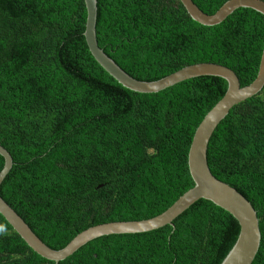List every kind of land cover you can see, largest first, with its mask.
<instances>
[{
    "label": "trees",
    "instance_id": "obj_1",
    "mask_svg": "<svg viewBox=\"0 0 264 264\" xmlns=\"http://www.w3.org/2000/svg\"><path fill=\"white\" fill-rule=\"evenodd\" d=\"M214 14L228 0H193ZM264 1V0H263ZM84 0H0V145L14 166L3 199L49 247L98 224L145 220L194 186L188 154L228 82L203 76L158 93L131 91L92 56ZM100 47L138 80L202 62L233 69L246 86L264 50V15L240 8L216 26L180 0H98ZM208 163L260 219L264 264V89L236 105L213 134ZM5 164L0 155V172ZM175 226L97 238L58 264H221L238 221L200 200ZM0 264H56L0 214Z\"/></svg>",
    "mask_w": 264,
    "mask_h": 264
},
{
    "label": "water",
    "instance_id": "obj_2",
    "mask_svg": "<svg viewBox=\"0 0 264 264\" xmlns=\"http://www.w3.org/2000/svg\"><path fill=\"white\" fill-rule=\"evenodd\" d=\"M87 20L84 36L96 62L120 85L138 93H158L181 82L203 76L225 79V95L206 114L197 127L188 154V166L194 186L181 195L166 211L145 220L115 221L91 226L77 234L64 248L56 250L41 240L25 220L0 195V214L38 255L58 264L97 238L110 235L141 234L165 226L174 227L175 220L198 201L204 199L230 213L240 225L239 236L221 264H253L261 246L262 232L258 212L236 188L219 180L208 163V147L213 134L230 111L238 104L258 95L264 89V50L259 71L252 83L241 85L237 73L228 66L202 62L192 64L155 81L138 80L123 70L100 47L97 38L98 0H84ZM189 16L204 26H216L240 8L264 15L263 0H228L214 14H207L193 0H180ZM5 164L0 172V187L14 166L11 153L0 145Z\"/></svg>",
    "mask_w": 264,
    "mask_h": 264
}]
</instances>
